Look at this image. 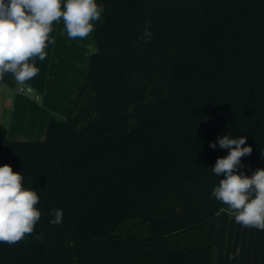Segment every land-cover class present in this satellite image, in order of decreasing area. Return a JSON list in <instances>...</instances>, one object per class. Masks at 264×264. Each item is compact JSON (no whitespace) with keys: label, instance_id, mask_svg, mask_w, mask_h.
I'll use <instances>...</instances> for the list:
<instances>
[{"label":"trees","instance_id":"1","mask_svg":"<svg viewBox=\"0 0 264 264\" xmlns=\"http://www.w3.org/2000/svg\"><path fill=\"white\" fill-rule=\"evenodd\" d=\"M96 3L97 49L68 115L42 140L0 122V166L41 213L31 235L0 243V264H212L227 206L211 196L229 152L218 139L247 137L238 173L264 169V0Z\"/></svg>","mask_w":264,"mask_h":264},{"label":"clouds","instance_id":"2","mask_svg":"<svg viewBox=\"0 0 264 264\" xmlns=\"http://www.w3.org/2000/svg\"><path fill=\"white\" fill-rule=\"evenodd\" d=\"M103 11L96 0H0V80L10 73L18 85H24L38 74L39 69L29 60L46 59L48 43L55 42L50 40L54 22L63 21L69 39H84L94 31L93 22L101 20ZM151 37L146 27L144 42ZM26 91L33 90L29 87ZM246 139L230 134L218 139L219 147L229 152L217 158L212 167L213 173L224 178L211 196L228 206L236 223L264 230V169H257L251 177L237 171L241 158L252 153L251 146H244ZM209 147L215 149L217 144L210 143ZM22 181L20 172H14L10 165L0 166V243H18L33 233L40 220L36 208L40 197L36 191L25 189ZM50 214L54 216L50 224L62 223V210L53 209Z\"/></svg>","mask_w":264,"mask_h":264},{"label":"crops","instance_id":"3","mask_svg":"<svg viewBox=\"0 0 264 264\" xmlns=\"http://www.w3.org/2000/svg\"><path fill=\"white\" fill-rule=\"evenodd\" d=\"M46 59L29 60L38 74L18 85L12 74L0 80V122L13 140H42L52 116L65 118L88 71L90 54L97 49L94 31L86 38L69 39L62 20L54 22ZM31 86L34 92H17ZM36 95H39L37 98ZM212 264H264V230L244 227L224 207L215 219Z\"/></svg>","mask_w":264,"mask_h":264},{"label":"built area","instance_id":"4","mask_svg":"<svg viewBox=\"0 0 264 264\" xmlns=\"http://www.w3.org/2000/svg\"><path fill=\"white\" fill-rule=\"evenodd\" d=\"M29 87L33 90V88L31 86H19V87H17L16 91L17 92H23V91L20 90L21 88L24 89V91H26V89L29 88ZM32 92H34V90ZM36 97L38 98L39 95H36Z\"/></svg>","mask_w":264,"mask_h":264}]
</instances>
